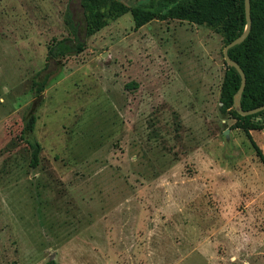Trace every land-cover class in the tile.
Instances as JSON below:
<instances>
[{
	"label": "rangeland",
	"instance_id": "374dc122",
	"mask_svg": "<svg viewBox=\"0 0 264 264\" xmlns=\"http://www.w3.org/2000/svg\"><path fill=\"white\" fill-rule=\"evenodd\" d=\"M98 9L86 34L81 0H0V264H264V164L220 111L222 35Z\"/></svg>",
	"mask_w": 264,
	"mask_h": 264
},
{
	"label": "trees",
	"instance_id": "16d2710c",
	"mask_svg": "<svg viewBox=\"0 0 264 264\" xmlns=\"http://www.w3.org/2000/svg\"><path fill=\"white\" fill-rule=\"evenodd\" d=\"M101 0H81L85 13L86 34H91L104 24L103 15L98 9ZM116 15L131 12L134 27L139 28L147 22L157 18L178 19L206 25L219 32L225 44L240 35L246 28V14L244 0H146L143 4L128 7L116 0H104ZM251 14V28L247 37L239 44L228 50L229 56L242 68L246 84L240 96V103L244 110L252 109L264 104V0H249ZM74 30V28H73ZM77 35V33H75ZM77 38V37H76ZM84 49V42L77 38L74 47L58 41L50 45L47 50V60L56 62L67 55L79 53ZM47 77L41 81H34V95L36 103L46 85ZM240 86L238 71L225 62V71L220 88V111L229 113L234 119V128H240L250 140L260 160L264 164L261 149L254 142L250 130L264 129V110L250 115H241L233 107V96ZM32 108L24 117L21 136L26 137L30 148V165L36 167L39 162L41 146L32 137L36 116ZM46 264H58L49 259Z\"/></svg>",
	"mask_w": 264,
	"mask_h": 264
},
{
	"label": "water",
	"instance_id": "95a60500",
	"mask_svg": "<svg viewBox=\"0 0 264 264\" xmlns=\"http://www.w3.org/2000/svg\"><path fill=\"white\" fill-rule=\"evenodd\" d=\"M244 8H245V14H246V21H247L246 28L240 35H238L232 41H230L224 45V47H223V58L228 65L233 66L238 71L239 76H240V86H239L237 92L233 96V107L241 115H250V114H254V113H257L259 111L264 110V104L257 106L255 108H252V109H248V110H244L242 108L241 103H240V96H241V94L244 90L245 84H246V77H245V74H244L242 68L240 67V65L235 60H233L228 54V50L231 47L242 42L247 37V35L250 31L251 14H250V1L249 0H244Z\"/></svg>",
	"mask_w": 264,
	"mask_h": 264
}]
</instances>
